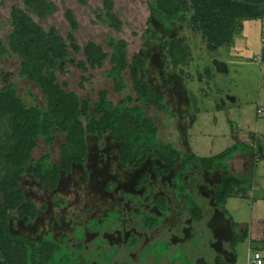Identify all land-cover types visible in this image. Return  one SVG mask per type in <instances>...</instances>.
Returning a JSON list of instances; mask_svg holds the SVG:
<instances>
[{
    "label": "rangeland",
    "instance_id": "rangeland-1",
    "mask_svg": "<svg viewBox=\"0 0 264 264\" xmlns=\"http://www.w3.org/2000/svg\"><path fill=\"white\" fill-rule=\"evenodd\" d=\"M44 2L46 10L40 16L24 0H0V42L4 49L0 57V90L13 87L29 108L37 105L47 108L44 92L23 75L22 59L9 45L14 30L13 16L25 13L44 32L54 31L67 44L68 54L61 61L63 67L55 70L57 83L61 90L78 97L81 109L88 102L89 117L97 113L103 95L113 106L122 103L125 112L140 108L151 126L157 128L156 136L164 156L174 159V150L179 158L164 160V156L148 153L139 164L124 166L120 158L123 141H117L110 129H105L101 140L94 137L86 161L63 175L56 189L46 188L33 174L23 172L19 176L18 185H11L10 190L16 186L15 191L22 192L37 215L28 221L18 209L9 211L10 230L36 245L46 240L57 242L69 254L84 249L86 264H174L184 262L187 256L191 264L199 260L216 264V251L210 243L214 236L211 229L203 223V232L199 235L188 230L189 241L184 236L185 228L175 232L172 221L176 218L161 214L156 204L153 208V200L167 198L171 209L180 206L187 210L184 201L179 205L176 190L181 191V185L187 186V178L192 175V172L187 175L184 162L195 159L194 163H199L194 150L218 153L226 149L231 135L234 143L249 141L252 132L264 135V117L260 112L264 113V17L234 20L230 43L208 49L206 39L194 30L191 15L186 12H181L179 18L170 15L169 7H161L164 1L111 0V10L107 0ZM71 17L76 27L70 23ZM157 33L164 36L156 37ZM122 42L126 45L128 65L116 79L112 74L117 73L118 65L113 60L116 46ZM90 45H97L106 53L103 66L92 67L89 63ZM260 54L261 60L257 59ZM137 56L140 57L137 66L140 86L132 72ZM214 61L226 63L228 72L218 70ZM103 114L99 113L98 119ZM85 117L81 119L87 125ZM10 125L7 118H0V136H12ZM54 137L51 146L43 139H35L37 145L29 153L28 165L45 156H49L51 165L62 162L67 135L55 131ZM160 168L168 171L159 174L156 170ZM143 175L148 176V183L137 188ZM2 183L3 180L0 186ZM259 191L255 192L258 195L254 196L255 202L252 195L251 199L240 202V207L239 204L232 206L235 202L232 200L229 209H233L231 212L237 211L236 208L245 210L242 214L248 215L249 222L252 218L254 241L264 242V200ZM27 200L21 205L27 204ZM4 201L5 195L0 194V217ZM257 202L261 203L260 207ZM206 205L209 207V202ZM140 206L162 218L161 225L154 229L142 228ZM176 211L175 215L179 214V208ZM183 237H188L184 244L187 255L185 248L175 250L185 241L180 239ZM161 240H168L174 248L163 241L153 245ZM224 245L226 248L225 242ZM112 246H117L116 250H111ZM237 247L239 260L247 263V242ZM17 256L22 261L23 256ZM106 259L110 261L106 263ZM76 262L81 261L76 258Z\"/></svg>",
    "mask_w": 264,
    "mask_h": 264
},
{
    "label": "trees",
    "instance_id": "trees-1",
    "mask_svg": "<svg viewBox=\"0 0 264 264\" xmlns=\"http://www.w3.org/2000/svg\"><path fill=\"white\" fill-rule=\"evenodd\" d=\"M24 1L34 13L40 16L46 10L44 0ZM78 1L85 3V0ZM107 1V7L111 10L112 2L111 0ZM159 1H164L161 7L165 9L169 7L168 12H166L174 17L179 18L180 12L190 14V22L195 27V31L200 32L207 42L217 49L230 43L231 24L234 20H254L264 17V0ZM69 20L72 26L76 27L75 19L71 17ZM13 28L14 30L9 37L11 50L22 59L23 75H27L41 87L47 99V109L29 108L22 102L13 87L0 90V118H7L13 131L11 137L0 136L4 137L0 139V181L3 180L4 183L0 186V194L5 195L0 217V264H86L87 262L83 259L84 249L69 254L61 244L52 240H46L42 244L36 245L12 233L7 221L9 211L18 209L21 216H26L28 221L36 217L37 211L32 208L33 204L23 196L21 191H15L16 186L10 190L11 185H18V178L24 172L33 174L46 188L56 189L63 175H68L74 165L83 164L86 161L89 146L94 144V137L101 140L103 131L108 128L114 139L124 143L120 156L124 166L134 162L139 164L142 161L141 158H145L148 153L164 156L161 151L163 148H161L156 136L157 128L153 124L151 126L146 119L144 110L134 108L125 112L122 103L113 106L106 100V95L101 97L97 113L93 117H89L88 102H85L81 109V102L78 97L73 93L61 90L57 83L55 70L62 69L61 61L68 54L67 44L62 38L54 31L44 32L25 13L14 14ZM70 40L75 50L79 51L80 49L75 46L73 37H70ZM125 47V42L116 46L113 62L118 67L116 68L117 73L112 74L115 78L128 65ZM87 50L88 61L92 67L104 65L106 53L101 47L90 45ZM1 53H4V49H2L0 42V57ZM139 58L137 56L135 65L132 67L133 78L139 84L138 86L141 85L138 81L137 68ZM154 99L156 100V98ZM156 102L160 103L159 101ZM101 112L104 114L98 119ZM81 116H86L87 125L84 124ZM55 131L67 135L62 162L51 165L49 156H45L37 163L28 165L26 160L29 159V153L37 145L35 139L43 138L46 145L51 146L55 141ZM0 133L2 132L0 131ZM236 148L246 150L248 145L239 142L235 147L226 150L216 158L210 159L209 162L214 163L220 160L221 163H224L235 152ZM173 153L174 159L164 156V160H177L179 158L177 152L173 150ZM156 171L162 174L166 173L168 169L160 168ZM148 179L147 175L141 176L137 188L146 185ZM241 183L231 176L224 178L222 188L216 197L219 209L230 220L232 228L235 229L238 224L234 223L227 211L226 202L241 191L243 188ZM181 188V191H186L183 186ZM25 200H27V204L21 205ZM167 201V198L154 199L158 211L163 215H168L166 211ZM187 201L190 204L192 200L187 199ZM199 212V208L193 207L195 220H198ZM153 216L145 214L138 217H142L148 229H154L161 225V220ZM110 224L109 222L108 226ZM248 236V231L242 236L234 234L232 250L235 251L237 245L244 243ZM17 254L23 256L22 261ZM39 258H41L40 262H38ZM76 258L80 259L81 262H76ZM106 260V263L110 261V259ZM218 264L229 263L220 259Z\"/></svg>",
    "mask_w": 264,
    "mask_h": 264
},
{
    "label": "crops",
    "instance_id": "crops-1",
    "mask_svg": "<svg viewBox=\"0 0 264 264\" xmlns=\"http://www.w3.org/2000/svg\"><path fill=\"white\" fill-rule=\"evenodd\" d=\"M226 66H227V70L224 72H228L229 67L227 64ZM250 135L251 136L249 137V141H244V140L241 141L243 143H246L248 145V148L246 150L236 148L235 152L231 154L229 159L226 160L224 163H221L220 160L218 162L215 161L214 163H211L209 161L210 159H213L215 156L217 157L221 155L226 150L235 147V145L239 143V142L236 143L233 142L232 135H231V142L228 144V146H226V149L218 153L212 151H209L208 153L207 152L200 153L197 150H194V153L195 154L197 153L196 155L200 158V160H198L199 163L196 162L195 164L194 163L195 159H192L190 162L185 164V166L187 167L186 170H188L187 175L191 172L192 175L191 177L187 178V182H186L187 186L181 185L186 189L185 192L183 191L181 193V196L177 195V193L181 191L176 190V195L178 197L177 200L179 201V205H181V202L184 201V207L187 210L181 209L180 206L178 207L174 206L173 209H171L168 203L166 208L168 215L164 214L167 217H172V218L175 217L176 220L172 221L174 222L175 232L180 233L183 230V228H185L184 236H188V237H189L188 230L193 232L197 231L198 235L200 234V232H203V223H205L206 227H209V229H211V231L214 233V236L210 240V243L212 248L215 249L216 251V258H215L216 264H218L220 259L225 260L229 264H244L242 260L241 261L239 260L240 258L237 251L238 247L235 248V251L232 250V242L234 239V234H238L242 236L247 231L249 232V236L248 239L244 241V243L247 242V245L249 246L248 247L249 257L247 259V263L245 264H251L253 258V257L251 258V256H253L252 253L254 254V252H260L264 257V242L254 241L253 238L254 229L252 227V218L249 222L248 215L242 214V211L245 210H241L240 208H236L235 210L237 211H232V212L231 210L233 209L231 210L229 209L230 201L235 200V202L231 205L234 206L239 204L237 206L240 207L241 206L240 202H245L247 198L249 199L250 197L252 196L254 197L255 195H257L255 193L257 190H260L259 192L261 194L259 196L260 198H262V200H264V135H260L257 132H252ZM221 171L224 172L223 173L224 175L220 174ZM229 176L234 177L239 181H241L242 182L241 186H243V188H241V191L237 193V196L228 199L226 203L227 211L232 217L234 223L238 224L236 229L234 227L232 228L230 220L226 216H224V214L221 212L216 199L217 194L220 192L222 188L224 178ZM198 180L199 182H197ZM253 197L252 200L255 199V197L254 198ZM187 199L192 200L190 204H188ZM206 202H209L210 204L209 207H207ZM212 202H214V204H212ZM256 204L258 205V207H260L259 205L261 203L257 202ZM155 206L156 205L154 203L152 207L155 208ZM193 207H197L200 210L198 220L194 219ZM140 208L141 209L139 210V213L142 210L141 212L142 215L151 214L153 216L154 212L151 213L150 211H146L145 208H143L142 206H140ZM177 208H179V214L175 215V213L177 212L176 211ZM155 211H157V209H155ZM262 213L263 212H261V214ZM204 215L206 216L205 218ZM153 217H158V215L156 216L154 215ZM211 219L212 220L216 219V222H212ZM140 226L142 228L144 227V229L148 228L144 223H142ZM188 237L180 238L182 241L183 240L185 241L182 242L183 244L178 245L177 247L175 246L176 247L175 250L178 251V249L185 248L184 252L187 255V251H186L187 246H185L184 244L185 243L187 244ZM190 240L191 239L189 237V241ZM162 241L164 243L166 242L169 248L171 247L170 244L168 243V240L157 241L153 243V245L160 244ZM224 242L227 244L226 245L227 249L225 248ZM150 245L151 244H149L148 246ZM114 248L116 250L117 246H112L111 250H113ZM172 248L174 247H171V249ZM154 250L155 253L157 254L155 247ZM187 257L189 258V256ZM188 258L184 257L183 258L184 262L177 261L174 264H191ZM203 261L199 260L198 263L210 264L208 262L205 261L203 262Z\"/></svg>",
    "mask_w": 264,
    "mask_h": 264
},
{
    "label": "built area",
    "instance_id": "built-area-1",
    "mask_svg": "<svg viewBox=\"0 0 264 264\" xmlns=\"http://www.w3.org/2000/svg\"><path fill=\"white\" fill-rule=\"evenodd\" d=\"M262 49H264V37L262 39ZM257 59L261 60V55L258 56ZM260 112H261L262 116L264 117L263 111L260 110ZM252 257L253 258H252L251 264H264V259H263L262 254L260 252H254Z\"/></svg>",
    "mask_w": 264,
    "mask_h": 264
},
{
    "label": "flooded vegetation",
    "instance_id": "flooded-vegetation-1",
    "mask_svg": "<svg viewBox=\"0 0 264 264\" xmlns=\"http://www.w3.org/2000/svg\"><path fill=\"white\" fill-rule=\"evenodd\" d=\"M180 14H181V12H180ZM194 30H195V28H194ZM163 36H164V34H158V33H157V35H156V37H163ZM203 37H204V36H203ZM204 38H205V37H204ZM205 42H206V44L208 43L207 40H205ZM207 48H208V49H211V48L215 49V47L212 46V45L209 44V43L207 44ZM218 68L221 69L222 67L217 66V69H218ZM222 69H223V68H222ZM32 82H33V81H32ZM33 83H34V82H33ZM35 84H36V83H35ZM37 85H38V84H37ZM172 85H173V83H172ZM38 86H39V85H38ZM39 87H40V86H39ZM40 88H41V87H40ZM36 107H39L40 109H42L40 105H37ZM46 109H47V108H46ZM46 109H42V110H46ZM184 112L186 113V111H184ZM179 114H181V113H179ZM38 138H40V137H38ZM40 139H43V138H40ZM43 140H44V139H43ZM44 141H45V140H44ZM45 144H46V142H45ZM43 158H45V157H43ZM40 160H41V159H40ZM40 160H39V161H40Z\"/></svg>",
    "mask_w": 264,
    "mask_h": 264
},
{
    "label": "water",
    "instance_id": "water-1",
    "mask_svg": "<svg viewBox=\"0 0 264 264\" xmlns=\"http://www.w3.org/2000/svg\"><path fill=\"white\" fill-rule=\"evenodd\" d=\"M214 64H215L216 67L217 66L222 67L223 69L222 68L221 69L218 68V70H221L222 72H224V71L227 70V66L223 62H217V61H215ZM232 101H234V100H232Z\"/></svg>",
    "mask_w": 264,
    "mask_h": 264
}]
</instances>
